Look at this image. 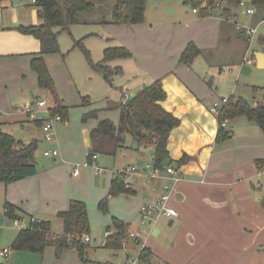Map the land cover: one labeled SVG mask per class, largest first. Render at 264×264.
<instances>
[{
  "label": "crops",
  "instance_id": "0c3cea01",
  "mask_svg": "<svg viewBox=\"0 0 264 264\" xmlns=\"http://www.w3.org/2000/svg\"><path fill=\"white\" fill-rule=\"evenodd\" d=\"M24 3L11 0L0 4V131L12 136L11 132L19 127L22 131L28 126L40 130L38 124L28 121L15 111L25 102L24 97L28 91L38 89L37 77L30 68V61L40 49L39 42L14 29L39 23L36 9L28 12ZM238 9V6L230 9L229 15L233 20L237 18ZM173 14H176L175 10L167 9V15L162 13L155 17L156 20L147 21L145 12L144 22L131 26L101 23V47H124L131 54L127 59L108 63H114L115 68L120 69V100L114 102L106 99L103 112L97 114L96 119L89 120L91 123L81 125L76 134L67 117L64 123L55 126L53 143H46L41 131L40 135L30 134L25 139L29 134H23L25 136L17 139L23 142L34 139L38 142V150L58 148L59 154L57 157H36L37 173L32 177L8 185L0 183V252L8 249L7 257L0 258V262L129 264L130 257L132 260L138 258L141 250L146 248L152 264H264V205L257 201L258 195L253 185V179L259 171L255 161L264 159V145L258 147L255 141L262 139L264 133L241 130L245 134L238 135L233 126L237 118L229 120L224 128L230 133V138L217 142V118L209 111L211 104L225 97L213 89L208 76L216 71L219 58L225 53L231 59V67L236 70L239 71L244 64L251 66L245 56L250 51L249 45L245 43L246 37L237 29L235 21H226L224 13L218 9L210 11L208 17L195 14L192 10V16L187 21L180 17L171 21L168 15ZM246 16L259 25L264 21V9L257 11L254 8L253 15ZM242 41L245 47L243 56L231 58V50L242 46ZM189 43H193L200 54L190 65L179 63V57ZM260 43L261 48L249 52L253 59L264 48V38ZM50 56L44 58L49 72L52 61ZM204 56L209 58L208 64L205 63L202 69L196 68L198 62L201 64L199 58L203 59ZM155 80H161L165 93V99L159 104L179 120V125L171 130L167 140L168 158L174 165L184 155L188 159L177 168L181 179L175 184L170 180H153V189H147L143 175H126L125 183L134 191L132 210L124 211L121 219L111 217V221L115 218L126 224L127 235L135 232L131 221L134 212L140 215L141 206L153 203L162 194L163 182L172 187L168 205L176 211L177 216H160L157 221H162L161 228L155 225L156 221L150 233L155 239L151 241L140 237L137 242H143V247L139 250L134 245H128V238L120 250H108L104 247L105 241L101 235L95 237L94 232L92 238L88 236L84 259L75 249L63 250L58 258L52 247H46L42 253L12 250V243L18 233L28 226L31 217L48 223L50 231L55 236L60 235L62 222L57 215L68 209L71 200L83 202L88 214V207L92 209L95 202L107 195L115 174L128 166L142 165L141 159L121 168L103 167L99 165L97 157V165L106 170L100 176L93 169L81 166L85 153L92 151L89 137L91 129L99 120L109 119L115 125L118 122V111L107 107L119 104L122 99H129L124 94L129 96L132 93L133 97L144 85ZM57 98L65 107L64 102ZM92 107L90 103L85 111L94 110ZM110 111H116V114L110 115ZM236 139L238 141L235 145ZM129 142L131 145H126ZM102 147L103 153L95 152L97 155L114 157L123 153L125 157L128 149H135L129 136L124 146L116 151L109 140L104 141ZM147 148L152 156L153 148L148 146L144 149ZM76 168L79 174L74 177L72 173ZM106 175V178H102ZM129 177L134 179L129 180ZM90 186L92 194L88 193ZM5 203L15 207L16 219H7ZM110 234L108 230L105 232V240Z\"/></svg>",
  "mask_w": 264,
  "mask_h": 264
},
{
  "label": "trees",
  "instance_id": "16d2710c",
  "mask_svg": "<svg viewBox=\"0 0 264 264\" xmlns=\"http://www.w3.org/2000/svg\"><path fill=\"white\" fill-rule=\"evenodd\" d=\"M11 0H0V4ZM30 1V6L36 9L39 23L30 26H18L16 31L34 37L40 49L30 61V68L36 74L39 89L49 90L54 98L55 105L49 108L51 117L60 116L64 123L68 117V107L62 106L55 93L54 81L45 64V56L59 54L58 36L65 32L69 33L70 28L75 25L85 23L82 15L94 10L91 0H21ZM241 0H184V4H190L193 9H199L202 17H208L215 2L225 3L224 15L230 14L232 7H237ZM256 10L264 9V0H245ZM206 3L205 8H200L202 3ZM146 0H114L112 6V17L100 23L112 25L131 26L144 22ZM74 48H79L87 59L89 66L101 72L105 81L112 83V69L107 66L109 62L127 59L130 52L124 47H107L103 50L101 61L94 63L90 59L89 52L84 48L82 39L74 40ZM200 54V50L189 43L179 57V63L190 65ZM115 73L120 71L114 68ZM165 99L161 80H155L144 85L133 97L107 109L118 111V122L115 125L109 119L99 120L96 126L91 129L89 137L92 144L91 153L102 152L104 141L113 143V149L124 146L126 137H131L135 148H153L152 156L154 167L165 168L173 166L178 168L188 159L184 155L175 165L168 158L167 140L172 129L179 125V120L165 111L159 102ZM226 102L220 108L216 116L218 122L217 142L230 138V133L221 127L224 120H234L245 118L249 122L255 123L264 133V103L250 106L241 97L225 98ZM87 105L90 102L83 99ZM220 101V100H218ZM97 110L86 112L82 115L83 123L97 118ZM41 127V122L34 121ZM38 142L30 140L23 142L17 140L12 135L0 131V183L8 185L29 177L37 173L36 152ZM115 151L113 154H115ZM96 154V153H95ZM112 154V153H111ZM112 154V155H113ZM258 170H264V159L255 161ZM126 176L117 173L110 182L107 195L98 203V208L102 213L107 212L108 198L116 197L121 193L134 194V191L125 183ZM264 205V203H263ZM5 215L7 219H16L15 207L5 203ZM62 222V233L55 236L46 222H30L25 229H22L11 249L30 253H42L46 247H52L55 257L58 258L63 250L75 249L82 259L86 244L83 243V236L88 234L89 222L86 205L77 200L69 202L68 209L57 215ZM114 231L107 236L104 247L111 251L122 248L123 242L127 238L126 224L113 218L111 221ZM109 231V227L107 228ZM137 242V240H135ZM137 243H140L139 241ZM149 253L146 248L141 250L139 259L145 263L149 262ZM0 264H5L4 261Z\"/></svg>",
  "mask_w": 264,
  "mask_h": 264
},
{
  "label": "rangeland",
  "instance_id": "374dc122",
  "mask_svg": "<svg viewBox=\"0 0 264 264\" xmlns=\"http://www.w3.org/2000/svg\"><path fill=\"white\" fill-rule=\"evenodd\" d=\"M183 1L184 0H146L145 12L147 14V21L148 19L152 21L156 20V16L162 13L167 15V9H173L176 11V14L168 15V19H171V21H176L178 17H180L183 21L189 20L192 16L191 12L193 8L190 4H184ZM91 2L94 4V10L82 15V18L84 17L85 23L72 26L69 33H61L57 39L60 52L59 54L50 56L52 61L51 70L49 73L54 81L55 93L64 102V105L68 107V120H70V125L72 124L71 129L73 130L74 134L78 133V129H80L81 125L91 123L89 120L85 123L81 121L82 115L86 113L85 109L87 107V103H85L83 99H87L90 103H92V109L97 110V114L99 115L103 112L102 109L106 104V99L109 101L111 100L118 102L121 96L119 91L120 86L122 85L120 84L122 79L121 76L114 71L116 64L112 63L107 65L113 70L111 74L112 83L109 85L105 81L101 72L94 71L89 66L83 52L79 48L73 47L74 40L82 39V44L89 52L90 59L94 63L101 61L103 50L107 48L101 47L103 40L100 36L102 34V26H100V22L111 19L114 0H91ZM24 5H26L25 7L28 12H30L32 9H35L33 6H30V1H25ZM243 10V8L238 9L237 18L233 21H235L237 26L250 28L257 27V31L253 35L250 44L247 38H245V43L249 45L250 51L259 49L261 48L260 40L264 38V21L257 25L251 17L244 15ZM223 18L226 21H229L227 20L226 15H223ZM236 25L234 26L236 27ZM241 32L243 33V31ZM90 34L95 35L92 36ZM244 48V43L242 41V46L233 48V50H231L232 53L229 55L231 58H236L238 56L241 58L245 52ZM250 51H247L245 55L246 58L248 57L247 62H250L252 67V72L249 76L241 75L239 71L236 70V68L231 67L233 66L229 62L231 59L227 58L228 54L225 53L219 58V64L216 65L217 69L208 76V80L211 81L213 89H216L217 93L222 94L225 98H228L232 95L236 99L241 97L246 100L250 106H255L264 103V70L257 69L254 66V59L251 53H249ZM199 59L201 60V64L198 62L196 68L202 69L205 63L208 64L207 62L209 58H205L204 56L203 59ZM222 69L223 72L220 73ZM28 92L29 93L26 95V97H24L25 102L21 103L22 105L31 104L32 109L37 110V101L40 100L45 102L47 108L53 107V96L49 90L34 88ZM124 96L125 98H131L132 93H130L129 96L124 94ZM46 110V108L42 109V114L40 115L47 117ZM112 113L115 115L116 111H110V115ZM25 118L27 119V117ZM243 123L244 126H242ZM233 126L235 127V133L238 132V135L245 134L244 131L241 130L250 132L255 130L262 134L261 129L258 128L255 123L249 122L245 118L237 119L235 122H233ZM40 131L41 130H37L35 126H28L25 127L24 131H22V128L19 127L16 131L13 130L11 133L16 139L25 136L23 134H29L27 137H24L27 139L29 138L30 134L33 136L38 134L40 135ZM237 141L238 139H236L235 145ZM261 144L264 145V135L262 139L258 138L255 141V145L258 147H260ZM126 145H131V142L126 143ZM42 153L43 151L39 149L38 152H36V157L41 158ZM125 153L127 154L125 157H123V153H118L114 157L98 154L97 157L99 165L109 168H121L122 166L131 165L135 160L142 159L140 162L143 164V160L145 163L146 161H149L151 156L148 148H141L139 150L132 148L128 149V151ZM90 177L95 179V177L92 175H90ZM106 177L107 175L102 178ZM133 179L134 177H129V180ZM97 181H99L98 178ZM253 185L255 188V194L258 195L257 201L259 203H264V171H257L256 176L253 179ZM88 193H93L91 186L88 188ZM132 199L133 195L127 193H121L116 197L108 198L106 213H102L99 210V201L95 202V204L92 206V209L87 206L88 222L90 225V231L87 235L91 238L94 235L95 237L101 235V238H103V241H105L104 237H106L105 232L107 231V228L109 227V231L111 233L114 231L111 225V217L121 219L124 211L127 209H129L128 212L131 211L133 206ZM262 210V218H264V206L262 207ZM137 213L138 212H134V217L131 220L133 231L136 230L135 232L139 233L141 230H144L145 233H143L141 237H143L144 240L149 239L153 241L155 237L150 236V233L154 224L142 222L141 216ZM161 223L162 221L159 220L155 225L161 228ZM93 232L94 235L92 234ZM128 245H134L135 248L139 250L143 247V242L136 243L133 239H128ZM131 260L132 259L130 257V260L128 261Z\"/></svg>",
  "mask_w": 264,
  "mask_h": 264
},
{
  "label": "built area",
  "instance_id": "2783aa9c",
  "mask_svg": "<svg viewBox=\"0 0 264 264\" xmlns=\"http://www.w3.org/2000/svg\"><path fill=\"white\" fill-rule=\"evenodd\" d=\"M206 3H202L200 8H205ZM239 8H243V12L251 16L254 13V8L245 0H241L238 4ZM225 8V3H220V2H215L214 5L212 6V9H218L220 11H223ZM193 13L195 14H200L199 9H193ZM227 20L232 21L233 18L230 15L226 16ZM0 28H1V18H0ZM238 30L243 31L245 37L249 40V42L252 40L253 35L256 32L255 28H250V27H244V26H237ZM226 102V99L223 98L220 101L214 102L211 104L209 111L217 116L219 113L220 108L223 106V104ZM47 109V117H43L40 114H42L41 110L42 109ZM17 113L20 115H23L27 117V120L30 122H41V127L40 130L42 132V137L43 140L46 143H53L55 140V130L54 127L58 123H63L60 116H54L51 117L49 115V108L46 107V104L44 101H37V110H33L31 104H25L22 106H19L15 109ZM1 116V113H0ZM227 120H224L221 124L222 128H225L227 124ZM59 154V149L58 148H50L46 149L43 151L42 155L44 157H57ZM97 160V154L91 153L90 151H87L85 153V160L81 164L83 168H89L93 169L94 173L97 176L103 175L106 170L103 168L99 167L96 163ZM264 171V170H260ZM122 173L125 176L126 175H143L145 177L144 181V186L147 189H153L152 187V181L153 180H170L173 184L177 183L181 179V175L178 171L177 168L173 166H167L165 168H157L154 167L153 163V156L150 157L149 161L143 163L141 166L134 164L131 166H128L126 169L118 172ZM79 174V169L76 168L72 175L74 177L78 176ZM260 175V173H259ZM161 190L162 194L153 202L150 204H144L140 208V215H141V221L142 222H147V223H155L157 219L164 215L166 217H176L177 213L176 211L171 208L168 205V200L172 191L171 185H169L166 182H163L161 185ZM264 190V187H263ZM30 222H37V219L34 217H31ZM145 233L144 230H141L139 233L138 232H130L127 235L128 239H133V240H138L140 239L141 235ZM83 243L87 244L89 243V237L88 235L83 236L82 238ZM125 243L123 242V245ZM8 254V249H4L0 252V258H6ZM129 264H152V263H145L139 259L131 260L129 261Z\"/></svg>",
  "mask_w": 264,
  "mask_h": 264
},
{
  "label": "water",
  "instance_id": "95a60500",
  "mask_svg": "<svg viewBox=\"0 0 264 264\" xmlns=\"http://www.w3.org/2000/svg\"><path fill=\"white\" fill-rule=\"evenodd\" d=\"M254 66L257 69L264 70V48H262L260 53L255 54L254 56ZM252 72V67L250 65H242L240 67L239 73L241 75L249 76Z\"/></svg>",
  "mask_w": 264,
  "mask_h": 264
}]
</instances>
